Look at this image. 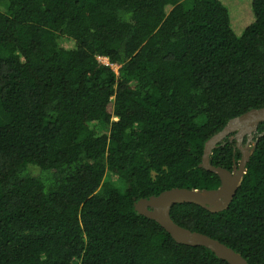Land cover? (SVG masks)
I'll use <instances>...</instances> for the list:
<instances>
[{
    "label": "trees",
    "instance_id": "1",
    "mask_svg": "<svg viewBox=\"0 0 264 264\" xmlns=\"http://www.w3.org/2000/svg\"><path fill=\"white\" fill-rule=\"evenodd\" d=\"M252 11L238 35L221 0H0V264H229L136 204L221 187L207 142L264 108V0ZM257 135L227 209L170 210L249 264H264ZM241 153L226 138L210 161L233 172Z\"/></svg>",
    "mask_w": 264,
    "mask_h": 264
},
{
    "label": "water",
    "instance_id": "2",
    "mask_svg": "<svg viewBox=\"0 0 264 264\" xmlns=\"http://www.w3.org/2000/svg\"><path fill=\"white\" fill-rule=\"evenodd\" d=\"M264 123V108L252 110L228 123L222 132L207 142L202 158L201 168L213 172L221 179V187L213 191H200L188 189H172L163 192L157 197L142 199L136 204V211L152 220L158 222L178 243L187 246H202L210 249L218 258L229 264H249L247 260L234 251L232 248L218 240L206 235L192 232L172 221L170 210L176 204L190 203L203 207L210 212L217 213L227 209L232 202L246 172V164L253 153L256 142L244 149L242 146L243 137L258 133V127ZM238 132L233 139L239 142V148L243 155L237 169L230 172L211 164V154L225 137L233 132Z\"/></svg>",
    "mask_w": 264,
    "mask_h": 264
},
{
    "label": "rangeland",
    "instance_id": "3",
    "mask_svg": "<svg viewBox=\"0 0 264 264\" xmlns=\"http://www.w3.org/2000/svg\"><path fill=\"white\" fill-rule=\"evenodd\" d=\"M228 8L232 20L233 29L240 35L243 30L254 21V13L252 11L253 0H221ZM64 47L72 49L75 47V43L71 40L63 39ZM106 64L107 60H103ZM119 66H113V69L118 72ZM96 127V126H94ZM101 130V129H100ZM235 132L229 134L231 136ZM116 179V178H115ZM115 181V180H114ZM116 184L120 186V183L116 181Z\"/></svg>",
    "mask_w": 264,
    "mask_h": 264
},
{
    "label": "flooded vegetation",
    "instance_id": "4",
    "mask_svg": "<svg viewBox=\"0 0 264 264\" xmlns=\"http://www.w3.org/2000/svg\"><path fill=\"white\" fill-rule=\"evenodd\" d=\"M237 131L235 132V134H233V135H231V136H227V137H225L224 139H226V138H229L230 139V141H235V142H237V147L239 148V142L237 141V139H233V140H231V138H234L236 135H237ZM257 133L256 134H253V138H250V136L249 135H245L244 137H243V141H242V146H243V148L245 149L246 147H247V145H250L251 147H252V144L254 143V142H256V140H257ZM223 139V140H224ZM222 140V141H223ZM240 149V148H239ZM241 150V149H240ZM241 152H242V150H241ZM242 155H243V152L241 153Z\"/></svg>",
    "mask_w": 264,
    "mask_h": 264
},
{
    "label": "clouds",
    "instance_id": "5",
    "mask_svg": "<svg viewBox=\"0 0 264 264\" xmlns=\"http://www.w3.org/2000/svg\"><path fill=\"white\" fill-rule=\"evenodd\" d=\"M103 60H107V59L101 58L102 62H103ZM107 62H108V60H107ZM103 63H105V62H103ZM107 65H109V63H107Z\"/></svg>",
    "mask_w": 264,
    "mask_h": 264
}]
</instances>
